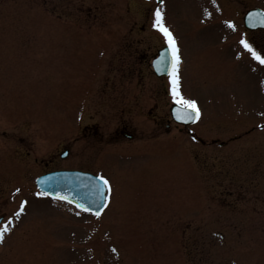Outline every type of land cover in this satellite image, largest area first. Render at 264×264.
<instances>
[{
    "label": "rangeland",
    "instance_id": "374dc122",
    "mask_svg": "<svg viewBox=\"0 0 264 264\" xmlns=\"http://www.w3.org/2000/svg\"><path fill=\"white\" fill-rule=\"evenodd\" d=\"M255 6L0 0V227L13 218L0 264H264V64L240 43L264 55V29L243 30ZM153 7L175 38L179 91L201 111L187 128L150 64L166 41ZM124 125L133 139L106 141ZM66 167L106 174L102 214L37 195L38 174Z\"/></svg>",
    "mask_w": 264,
    "mask_h": 264
},
{
    "label": "water",
    "instance_id": "95a60500",
    "mask_svg": "<svg viewBox=\"0 0 264 264\" xmlns=\"http://www.w3.org/2000/svg\"><path fill=\"white\" fill-rule=\"evenodd\" d=\"M245 23L252 28L264 26V13L259 8L249 10ZM160 59L153 62L155 69L158 71L159 68L165 67L163 71L167 72L170 64L167 55L165 62L158 65L157 61ZM177 107L176 104L171 107L172 115L176 118ZM36 183L41 190L50 195L59 198L66 197V200L82 205L81 208L93 212H101L105 203L106 188L103 186V182L99 179V176L89 173L75 170H58L38 177Z\"/></svg>",
    "mask_w": 264,
    "mask_h": 264
},
{
    "label": "snow or ice",
    "instance_id": "6c2138e0",
    "mask_svg": "<svg viewBox=\"0 0 264 264\" xmlns=\"http://www.w3.org/2000/svg\"><path fill=\"white\" fill-rule=\"evenodd\" d=\"M160 2L163 3V0H160ZM154 15H155V19L153 21V27L157 28L161 33H163L168 43L169 50L171 51L173 55L170 79L172 82V96L176 104L178 105L176 109L177 119L192 120L194 119V116L199 115V109L196 107V102L194 100L185 99L179 91V84H178L179 78H178L176 69L179 65L180 57L177 54L178 49L176 46L175 38L173 37L170 30L164 24L163 16H162V9L157 7L155 9ZM226 23L229 26L234 27L231 21H226ZM240 43L241 45H243L245 49H247L251 53V55L253 56L255 60L259 61L261 64H264V55H261V52L257 51L252 43H250L247 39H244V38L240 40ZM166 55L167 54L162 55L161 59L157 61L158 65L163 64L165 62ZM99 179L103 182V186L107 188L108 181L103 176H100ZM17 191H19V189H17ZM44 194L45 193H37V195H44ZM62 198L66 199V197H62ZM25 203H26L25 201L21 202L19 210L15 213L16 217H18L20 215V212L24 210ZM77 206L83 207L82 205H77ZM86 210H89V209H86ZM95 215L99 216L100 212L96 211ZM12 219H13L12 217H9L8 220L5 222V224L3 225V227H0V240H3L5 233L9 231L8 225L12 222Z\"/></svg>",
    "mask_w": 264,
    "mask_h": 264
},
{
    "label": "flooded vegetation",
    "instance_id": "af4514ba",
    "mask_svg": "<svg viewBox=\"0 0 264 264\" xmlns=\"http://www.w3.org/2000/svg\"><path fill=\"white\" fill-rule=\"evenodd\" d=\"M92 127L93 126L87 125L84 134L89 135V136H92L93 138L96 137V136H98V135H101V132H99L98 129H93ZM126 130H127V127L125 125L118 127L115 130L114 135H109V137H106V141H109V140H119L121 137H123L125 135ZM133 133L136 134V132H134V131H133ZM103 139L104 138H101V136H100V140L99 141H103ZM83 169L84 170H86V169L87 170H92L91 167H84Z\"/></svg>",
    "mask_w": 264,
    "mask_h": 264
}]
</instances>
